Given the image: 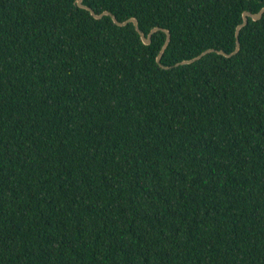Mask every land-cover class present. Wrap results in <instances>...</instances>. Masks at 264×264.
<instances>
[{
	"label": "trees",
	"instance_id": "obj_1",
	"mask_svg": "<svg viewBox=\"0 0 264 264\" xmlns=\"http://www.w3.org/2000/svg\"><path fill=\"white\" fill-rule=\"evenodd\" d=\"M0 0V264H264V0ZM169 41L160 57L156 56Z\"/></svg>",
	"mask_w": 264,
	"mask_h": 264
},
{
	"label": "water",
	"instance_id": "obj_2",
	"mask_svg": "<svg viewBox=\"0 0 264 264\" xmlns=\"http://www.w3.org/2000/svg\"><path fill=\"white\" fill-rule=\"evenodd\" d=\"M76 4L81 7V8H84L86 10H88L90 12V14L94 17V18H101L103 15H109L112 19V21L116 24V25H119V26H122V25H125L129 22H132V24L134 25L135 27V30L139 33V36H140V39L143 43L145 44H149L150 41H151V35L154 31H156L157 29H159L158 27H154L152 28L147 35H144V33L139 29L138 27V23H137V19L135 17H130V18H127L123 21H119L116 19V17L111 13L109 12L108 10H103L101 11L100 13H95L94 10L89 7L88 5L84 4L82 2V0H76ZM264 12V6L261 7L257 12L255 13H251L249 11H243L242 13V20L240 23H238L235 27V47L234 49L229 52V53H226L224 51H221V50H215L213 48H208V49H205L204 51H202L201 53H199L198 55L190 58V59H184V60H181L180 62H177L176 64H186V63H190V62H193L199 58H201L204 54L208 53V52H217L219 54H222L223 56H231L233 55L234 53H236L239 49V38H238V33H239V30L247 23L248 21V18H251L252 20H258L261 16H262V13ZM164 32L166 33V37H165V42L163 43V45L161 46V49L159 51V53L157 54L156 56V61L157 63H159L160 66L162 67H168V66H163L162 64H160V57L169 41V38H170V34L168 32V30L166 29H163Z\"/></svg>",
	"mask_w": 264,
	"mask_h": 264
}]
</instances>
